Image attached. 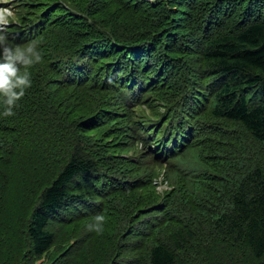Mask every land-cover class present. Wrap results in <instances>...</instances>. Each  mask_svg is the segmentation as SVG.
I'll return each instance as SVG.
<instances>
[{
  "label": "trees",
  "instance_id": "obj_1",
  "mask_svg": "<svg viewBox=\"0 0 264 264\" xmlns=\"http://www.w3.org/2000/svg\"><path fill=\"white\" fill-rule=\"evenodd\" d=\"M12 4L0 264H264V0Z\"/></svg>",
  "mask_w": 264,
  "mask_h": 264
},
{
  "label": "clouds",
  "instance_id": "obj_2",
  "mask_svg": "<svg viewBox=\"0 0 264 264\" xmlns=\"http://www.w3.org/2000/svg\"><path fill=\"white\" fill-rule=\"evenodd\" d=\"M14 16L12 9L0 8V105L3 107L0 116L4 117L15 115L14 107L32 84L28 69L41 61V55L35 43L22 48L12 45L8 40L6 26ZM163 176L164 174H161L155 181L157 186L162 187L168 183ZM104 221L103 215H96L94 222L87 225L88 230L96 233L102 232Z\"/></svg>",
  "mask_w": 264,
  "mask_h": 264
},
{
  "label": "rangeland",
  "instance_id": "obj_3",
  "mask_svg": "<svg viewBox=\"0 0 264 264\" xmlns=\"http://www.w3.org/2000/svg\"><path fill=\"white\" fill-rule=\"evenodd\" d=\"M152 1V0H151ZM0 8H10V9H12L13 10V12L15 13V11H14V8H13V4H12V0H0ZM12 20H16L15 19V16H14V18L12 19ZM11 20V21H12ZM164 103H162L161 101H158V103H157V105H158V109L160 110V112L161 113H163V112H166L167 111V106H162ZM84 114H86V113H84ZM84 114H82V115H84ZM158 120L160 121L161 120V117L160 118H158ZM94 131H96V128L95 127H91V129L90 130H88L87 129V134L88 133H93ZM93 135V134H92ZM163 169V168H162ZM162 172H163V170H161ZM157 188V190L159 191V190H165V189H167V188H170V185H169V183H166V185H164V186H162V187H160V186H157L156 187ZM49 253H51V251H49ZM47 259V256H42L41 257V261H44V260H46ZM229 263H230V259H229ZM228 263V264H229ZM216 264H218V263H216Z\"/></svg>",
  "mask_w": 264,
  "mask_h": 264
}]
</instances>
